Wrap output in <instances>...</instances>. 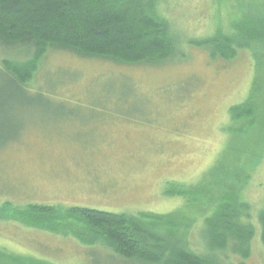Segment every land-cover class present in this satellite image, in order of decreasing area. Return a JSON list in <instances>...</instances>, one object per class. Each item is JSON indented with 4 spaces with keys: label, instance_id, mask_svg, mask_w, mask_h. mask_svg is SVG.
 Here are the masks:
<instances>
[{
    "label": "rangeland",
    "instance_id": "obj_1",
    "mask_svg": "<svg viewBox=\"0 0 264 264\" xmlns=\"http://www.w3.org/2000/svg\"><path fill=\"white\" fill-rule=\"evenodd\" d=\"M230 2L160 0L158 11L178 42L175 56L160 66H120L49 49L26 89L29 106L0 111V207L164 215L184 206L166 191L195 184L214 165L229 138L228 110L248 98L255 80L250 50L230 62L212 61L193 44L218 23L228 26L236 10ZM9 52L0 49V59ZM6 82L0 74V84ZM258 109L254 121L262 129L264 93ZM257 131L244 144L255 154L262 153L254 146L263 138ZM243 196L256 224L264 159ZM195 224L186 239L203 252V217ZM259 240L257 229L249 256L227 262L264 264ZM0 248L50 264H122L98 247L12 222L0 221Z\"/></svg>",
    "mask_w": 264,
    "mask_h": 264
},
{
    "label": "trees",
    "instance_id": "obj_2",
    "mask_svg": "<svg viewBox=\"0 0 264 264\" xmlns=\"http://www.w3.org/2000/svg\"><path fill=\"white\" fill-rule=\"evenodd\" d=\"M240 1L229 4L236 10L229 14L228 26L218 23L211 36L193 44L212 61L230 62L239 51L250 50L255 80L248 98L228 110L230 120L223 132L229 138L214 165L195 184H173L166 191L169 197L183 198L184 206L164 215H128L76 207L16 208L5 203L0 207V221L71 237L114 255L122 264H229L233 258L249 256L257 229L264 249V206L257 211L255 224L253 207L243 196L264 159V128L257 129L254 121L264 93V80L255 88V81L264 79V0H247L245 7H240ZM159 2L0 0V49L12 50L7 59H0V74L7 81L0 84V111L29 106L26 89L52 48L120 66L164 64L175 56L178 42L158 11ZM252 130L263 136L254 145L262 153L255 154L244 145L252 139ZM201 217L207 240L203 252H197L186 237ZM0 264L50 263L0 248Z\"/></svg>",
    "mask_w": 264,
    "mask_h": 264
}]
</instances>
